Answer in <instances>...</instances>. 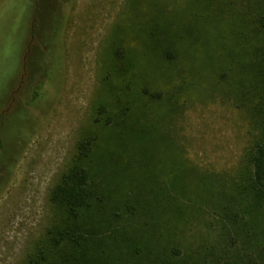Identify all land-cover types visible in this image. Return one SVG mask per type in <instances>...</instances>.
Wrapping results in <instances>:
<instances>
[{
  "label": "rangeland",
  "instance_id": "1",
  "mask_svg": "<svg viewBox=\"0 0 264 264\" xmlns=\"http://www.w3.org/2000/svg\"><path fill=\"white\" fill-rule=\"evenodd\" d=\"M69 1L0 0V133L7 147L21 126L29 137L0 193V264L41 249L45 264H75L73 244L49 239L66 227L102 264H244L264 251V214L244 187L261 133L264 0H73L55 101L33 113L20 91L47 78L40 41ZM101 104L112 123L96 122ZM88 136L95 198L73 219L50 193Z\"/></svg>",
  "mask_w": 264,
  "mask_h": 264
},
{
  "label": "trees",
  "instance_id": "2",
  "mask_svg": "<svg viewBox=\"0 0 264 264\" xmlns=\"http://www.w3.org/2000/svg\"><path fill=\"white\" fill-rule=\"evenodd\" d=\"M73 0H70L67 5L60 4L61 14L64 18V23L58 26V19L53 18L52 23V36L49 38L43 37L41 38L40 43L42 44V49L44 50V54L46 57H50L51 64L49 68L46 67L45 75L47 79L50 80V83L54 82L58 79L59 75L62 73L63 65H62V56L65 44V36L62 35L63 30L65 29V25L69 15L71 13V5ZM66 5V6H65ZM259 26L262 30H264V14L259 16ZM59 27V28H58ZM59 34V36L57 35ZM59 38V43H55L54 41ZM262 46V42H260ZM127 56L126 50L123 46H118L115 50V57L120 61L125 60ZM170 58H173L171 54L168 53ZM257 63V74H255V79L259 80L262 84L264 82V51L261 50L258 60L254 61ZM121 75H127L124 69L121 70ZM244 76L246 79L250 80L249 75L244 71ZM45 80V79H44ZM44 80H42L40 84L36 85V88L33 90V98L32 100H25L28 95V84L27 81L25 88L20 91L19 103L23 102L28 106V108L36 112H39L40 102L47 100L48 105H52L55 101L56 91H39L45 85ZM58 81V80H57ZM58 83V82H57ZM143 92L150 96L152 100H160L163 98V92L153 91L149 87H145ZM39 100V101H38ZM257 113L261 122V133L259 134L258 139L254 142L253 147L248 152V161L250 165V177L248 184H245V189L251 188L252 192L249 195L255 200L256 206L258 207L257 212L264 214V91L261 92L259 98H257L256 103ZM35 112V113H36ZM97 123H105L110 124L113 122V117L110 114L109 108L106 104H101L97 110V116L95 118ZM4 123V127L0 129V132L4 130L7 126ZM17 132L18 135H21L18 138L20 141L17 143L16 140H12L11 144L7 147L4 146V142L2 141L0 134V193L4 188L5 184L8 182L10 171L18 159V154L22 151L24 143L29 138H25L22 133L24 130H27L24 126H21ZM31 134V133H30ZM29 134V135H30ZM96 138L93 136L83 137L77 143V151H76V163L66 172L63 173L60 181L53 187L50 193V200L53 204L58 206L59 208L64 209L68 216L73 219H77L81 216L82 209L89 207L92 205L93 200L95 198V192L91 187V173L86 164L87 161L90 160L92 154L94 152ZM15 147V148H14ZM3 148V149H2ZM14 148V154L9 155L10 152ZM102 199V198H100ZM50 241L55 247H62V245L66 242V244L71 243L75 248V251H78L80 257H74L71 254L69 258L74 260L75 264H102V262L96 258L89 256L88 254L92 251L91 248H87V242L89 237L87 233L83 230L76 231L71 227L61 228V229H50ZM96 252H92L90 254H95ZM264 251L260 249L259 253L255 256H251L248 261L244 262V264H264ZM48 260V254L45 249L39 250L35 255L31 256L28 264H45ZM175 264H195L190 260L178 262Z\"/></svg>",
  "mask_w": 264,
  "mask_h": 264
},
{
  "label": "flooded vegetation",
  "instance_id": "3",
  "mask_svg": "<svg viewBox=\"0 0 264 264\" xmlns=\"http://www.w3.org/2000/svg\"><path fill=\"white\" fill-rule=\"evenodd\" d=\"M29 86H27L28 87V95L26 96V99L25 100H32V98H33V90H34V88H36V85L37 84H40V83H42V82H40V83H35L33 80H31V79H29ZM44 83H45V85H43V87L41 88V90H39V91H47V90H49V91H52V90H54V88L51 86V83H50V80L49 79H47V78H45V80H44ZM39 101V100H38ZM3 132V130L1 131V133ZM0 133V134H1ZM1 138H2V141L4 142V140H3V135L1 134ZM4 146H5V143H4ZM3 149V148H2Z\"/></svg>",
  "mask_w": 264,
  "mask_h": 264
}]
</instances>
